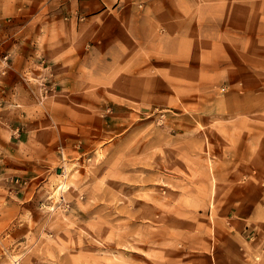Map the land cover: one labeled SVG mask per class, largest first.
I'll return each mask as SVG.
<instances>
[{
  "label": "rangeland",
  "instance_id": "rangeland-1",
  "mask_svg": "<svg viewBox=\"0 0 264 264\" xmlns=\"http://www.w3.org/2000/svg\"><path fill=\"white\" fill-rule=\"evenodd\" d=\"M0 264H264V0H0Z\"/></svg>",
  "mask_w": 264,
  "mask_h": 264
},
{
  "label": "bare ground",
  "instance_id": "bare-ground-1",
  "mask_svg": "<svg viewBox=\"0 0 264 264\" xmlns=\"http://www.w3.org/2000/svg\"><path fill=\"white\" fill-rule=\"evenodd\" d=\"M64 186H65V184L64 183H62L61 185H60V187L59 188H64Z\"/></svg>",
  "mask_w": 264,
  "mask_h": 264
},
{
  "label": "crops",
  "instance_id": "crops-1",
  "mask_svg": "<svg viewBox=\"0 0 264 264\" xmlns=\"http://www.w3.org/2000/svg\"><path fill=\"white\" fill-rule=\"evenodd\" d=\"M81 2V1H80Z\"/></svg>",
  "mask_w": 264,
  "mask_h": 264
}]
</instances>
